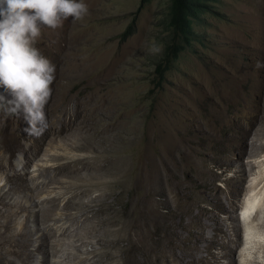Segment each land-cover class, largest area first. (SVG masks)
Instances as JSON below:
<instances>
[{"label": "rangeland", "instance_id": "374dc122", "mask_svg": "<svg viewBox=\"0 0 264 264\" xmlns=\"http://www.w3.org/2000/svg\"><path fill=\"white\" fill-rule=\"evenodd\" d=\"M169 1L84 0L89 12L82 20L42 28L35 47L56 68L47 128L29 135L22 115L0 112V188L22 203L0 204V211L14 212L3 236L26 223L33 253L16 264L73 263L96 248L93 259L116 264L106 257L119 244L99 242L107 231L88 228L109 215L127 223V209L137 222L136 243L164 241L170 262L192 253L202 260L195 264H242V242L250 247L246 228L254 237L247 241L263 243L264 224L252 216L261 204L264 223V0L209 6L159 75L157 64L173 42L163 24ZM255 194L246 221L241 209ZM91 206L107 212L97 218ZM59 217L66 230H55ZM159 217L171 223L166 234L154 229ZM200 222L205 238L198 242L191 232ZM149 249L159 254L158 246ZM133 254L141 264H165Z\"/></svg>", "mask_w": 264, "mask_h": 264}, {"label": "clouds", "instance_id": "9594fccd", "mask_svg": "<svg viewBox=\"0 0 264 264\" xmlns=\"http://www.w3.org/2000/svg\"><path fill=\"white\" fill-rule=\"evenodd\" d=\"M88 12L84 0H0V112L22 115L29 135L47 128L44 109L55 80V65L35 47L42 28L55 30Z\"/></svg>", "mask_w": 264, "mask_h": 264}, {"label": "bare ground", "instance_id": "6f19581e", "mask_svg": "<svg viewBox=\"0 0 264 264\" xmlns=\"http://www.w3.org/2000/svg\"><path fill=\"white\" fill-rule=\"evenodd\" d=\"M87 132V131H86ZM84 135V134H83ZM88 136V135H87ZM8 165H10V163H8ZM25 166V165H24ZM147 170V169H146ZM131 171V170H130ZM153 172V171H152ZM142 175V174H141ZM16 176V175H15ZM151 177V176H150ZM137 179V178H136ZM134 180V179H133ZM140 180V179H139ZM262 180V179H261ZM145 182V181H144ZM143 182V183H144ZM123 183V182H122ZM142 183V182H141ZM260 182H258L257 184H259ZM80 186V185H79ZM143 187V186H142ZM256 187V186H255ZM145 190V189H144ZM143 191V190H142ZM144 192V191H143ZM151 193V192H150ZM168 193V191H167ZM102 194V193H101ZM138 194V193H136ZM144 194V193H143ZM170 194V193H169ZM103 195V194H102ZM155 196V195H154ZM139 197V196H138ZM101 198V197H100ZM137 198V197H135ZM97 199V198H96ZM134 199V198H133ZM147 199V198H146ZM95 200V199H94ZM141 200V199H140ZM149 200V199H148ZM258 200V196L255 194L254 196H252L251 198L249 197L248 200L246 201L245 205H244V208H242L241 210L242 211V215L244 217V219L246 221H248L247 219L249 218V215L250 213L253 211L254 207H255V203L257 202ZM28 201V200H27ZM25 201V202H27ZM32 201V200H31ZM30 201V202H31ZM145 201V200H144ZM24 202V201H23ZM155 202V201H154ZM153 202V203H154ZM68 203V202H67ZM141 203V202H140ZM152 203V204H153ZM163 203V201H162ZM161 203V204H162ZM167 203V202H166ZM259 203V201H258ZM0 204L2 205H8V206H15V208H19V207H16V205H19L21 206V201L19 202L16 198H13V197H8V194L6 192H4V188H0ZM69 204V203H68ZM105 204V203H104ZM110 204V203H109ZM134 204V203H133ZM132 204V205H133ZM146 204V202H145ZM151 204V205H152ZM155 204V203H154ZM160 204V203H158ZM93 205V204H92ZM95 205V204H94ZM135 205H136V202H135ZM138 205V204H137ZM149 205V204H148ZM263 205V204H262ZM99 206V205H98ZM169 206V205H168ZM175 206V205H174ZM256 206V209L255 210V213L254 215L252 216L253 217V222L254 223L256 221L257 225H263L264 223H262L261 221V204H257ZM65 207V205H64ZM92 207V206H91ZM132 207V206H131ZM136 207V206H135ZM138 207V206H137ZM152 207V206H151ZM156 207V206H155ZM22 208V206H21ZM107 207H99L97 210L96 209H92L90 212H94L92 213V215H95L97 216L98 214H100L101 212L103 213L104 211H106ZM146 208V207H145ZM144 208V209H145ZM148 208V207H147ZM158 208V207H157ZM8 209V208H7ZM14 209V208H13ZM15 209V210H16ZM65 209V208H64ZM135 209V208H134ZM138 208H136L137 210ZM141 209V208H140ZM159 209V208H158ZM1 210V209H0ZM172 210V208L170 209ZM177 210V209H176ZM11 211V210H10ZM146 211V210H144ZM155 210H153L154 212ZM174 210H172L173 212ZM19 212V211H18ZM107 212V211H106ZM135 212V211H134ZM137 212V211H136ZM17 213V212H16ZM118 213V212H117ZM116 213V215H117ZM120 213V212H119ZM125 217L127 218V223L123 222V224H120L119 222H117V218L116 216H108L107 218H100V219H96L95 221L92 222L91 224V227L88 228L89 231L91 230H96V229H99L100 231L101 230H106V235L103 234V236H100L99 234V237H97L96 239L100 242V241H103V242H106L110 245H114L117 247L116 244H119V248L117 250L116 253H108V256L106 257V259L109 258V260H111V262H116V264H141V262L138 261V259H134V254L133 253H136L137 251L140 252V253H145L147 256L146 258L151 262H153V260H158V261H163L165 264H173L172 261L173 260H176L178 262V264H195L197 262H202L201 258L200 257H197V256H194L191 254H187L186 256H183V258L181 259H176L175 257L172 258V261L170 262V256L174 255L172 252H169V250H163L165 249V244H163V242L159 239H157L156 237L152 236L151 239H150V244L149 245H146V244H142L140 243V245H138L136 243V240H134L132 237V234H131V229L132 227L135 228L136 223L133 222V220L131 219L130 217V214H132V211L127 209L125 212ZM145 213V212H144ZM156 213V212H155ZM14 215V212L13 213H10L9 211L5 210V211H0V217L5 218V220L3 221H0V229H2V231H0V264H16V260L18 259V261L20 260L21 262L25 261L26 259L27 260H30V258L32 257V251H29V248H26V244L27 242V237H28V233L30 232V230H27V224L26 223H22V231L21 232H17V233H11L9 236H3L4 233L10 231L9 230V227H12L10 226V223H9V220L8 218L10 217V215ZM72 214V213H71ZM108 214V213H107ZM114 214V212H113ZM138 214V213H137ZM141 214V213H140ZM139 214V215H140ZM154 214V213H153ZM164 214V213H163ZM173 214V213H172ZM135 215V214H134ZM156 215V214H155ZM168 215V214H167ZM166 215V216H167ZM174 215V214H173ZM172 215V216H173ZM101 217V214L99 215ZM99 216H97V218H99ZM133 216V215H132ZM150 216V215H149ZM157 216H160V214L157 212ZM202 216V215H201ZM34 217L36 218V214H34ZM103 217V216H102ZM122 217V216H121ZM147 217V216H146ZM170 217V216H169ZM174 217V216H173ZM143 218V217H142ZM145 218V217H144ZM153 218V217H151ZM160 218V217H159ZM175 218V217H174ZM251 218V217H250ZM55 219V218H54ZM121 219V218H120ZM146 219V218H145ZM148 219V218H147ZM65 220L64 218L62 217H59L58 219V222L57 223H60L59 225H57V227H55L56 229L55 230H66L68 228V226L65 225V222L63 221ZM125 219H123L124 221ZM153 219H151L152 221ZM120 221V220H119ZM126 221V220H125ZM134 221H137V220H134ZM144 221V220H143ZM142 221V222H143ZM151 221H147L148 223ZM153 222V221H152ZM109 224L107 225L106 227L107 228H104L102 226H104L105 224ZM248 223V222H246ZM144 225V224H143ZM151 225V224H149ZM155 227L154 229H156L157 231L158 230H161L162 233L166 234L167 233V229L171 228V223H169V220L165 217H161L158 221H157V224L155 223ZM146 226V225H145ZM198 230L196 231H192L191 233L194 234V236H196V241L200 242L202 240V238H205V232H204V228H205V225L203 223H199L198 225ZM260 226V227H261ZM141 227V226H140ZM264 227V226H263ZM144 228V227H142ZM141 228V229H142ZM147 228V227H146ZM262 228V227H261ZM11 229V228H10ZM26 229V230H24ZM74 229V228H73ZM108 229H111V230H108ZM136 229V228H135ZM140 229V233L143 232V229L141 231ZM150 229V227H149ZM147 228V231L149 230ZM219 229V227H218ZM250 229V227L248 228ZM256 229V228H255ZM215 230V229H214ZM217 230V228H216ZM75 231V230H74ZM98 231V230H97ZM150 231V230H149ZM149 231L147 232V235L149 233ZM152 231V230H151ZM154 231V230H153ZM246 243H250V247H246L247 245H245L244 242H242V264H264V241L263 243L262 242H257L255 240H251V241H247V239H250L251 237V232H249L246 228ZM103 232V231H101ZM111 232V233H110ZM259 232V231H258ZM146 233V232H144ZM155 233V232H154ZM216 233V232H215ZM253 234V233H252ZM102 235V234H101ZM136 237H140L139 236V233L136 232L134 234ZM146 234L144 235V237L147 236ZM154 235V234H153ZM212 235V234H211ZM258 235V234H257ZM32 236V235H31ZM169 236V235H168ZM192 236V235H191ZM251 236V237H250ZM96 237V236H95ZM150 237V236H149ZM19 238H22V239H19ZM254 238V237H253ZM137 239V238H136ZM140 239V238H139ZM138 239V240H139ZM165 239V238H164ZM80 240V244H83L85 243L86 241L82 238L79 239ZM124 240L125 242V245L122 246L120 243ZM137 240V241H138ZM143 240V239H141ZM167 240V239H165ZM146 241V240H145ZM145 241H143V243H146ZM171 241V240H170ZM195 241V240H194ZM72 242V241H71ZM141 242V241H140ZM252 242V244H251ZM105 243V244H106ZM148 243V242H147ZM167 243V241H166ZM172 243V242H171ZM238 243L237 242H234V241H230V246L232 248H234ZM239 244H241V241H239ZM74 245V244H73ZM109 245V246H110ZM151 245H154V246H158L160 248L159 251V254L157 255H150V249L149 247ZM175 245V244H174ZM205 245H209V242L206 241ZM100 247V246H99ZM102 247V246H101ZM230 247V248H231ZM73 248V247H72ZM107 248V247H106ZM105 248V249H106ZM194 248L195 249H198L199 247H197V245L194 244ZM97 249V248H96ZM96 249H92L90 252H88L87 254L85 255H77L74 259V262L73 263H66V264H103L104 261L101 260H95L96 258L94 257L96 253ZM100 249V248H99ZM115 249V248H114ZM108 250V248H107ZM116 250V249H115ZM74 251V250H73ZM109 251V250H108ZM157 251V250H156ZM172 251V250H171ZM100 252V251H99ZM119 252H124V255H120ZM191 252V251H190ZM254 252V254L256 253V256L257 257H252L251 254ZM156 253V252H155ZM176 255V254H175ZM9 256V257H8ZM99 257V256H98ZM150 257L153 259H150ZM178 257V256H177ZM229 257V256H228ZM95 258V259H93ZM34 260V259H33ZM90 261V263H85V261ZM38 262V261H37ZM145 262V261H144ZM24 263V262H23ZM205 263V262H204ZM40 264V263H38ZM154 264V263H152ZM176 264V263H175ZM228 264H233L232 261H229Z\"/></svg>", "mask_w": 264, "mask_h": 264}, {"label": "trees", "instance_id": "16d2710c", "mask_svg": "<svg viewBox=\"0 0 264 264\" xmlns=\"http://www.w3.org/2000/svg\"><path fill=\"white\" fill-rule=\"evenodd\" d=\"M218 0H170L168 12L163 21L165 31L172 34L173 42L166 45L161 57L160 63L157 64L156 71L159 75L163 68L169 67L171 62L176 59L184 47V41L193 35V21L205 14L209 6H212ZM190 42V41H189Z\"/></svg>", "mask_w": 264, "mask_h": 264}]
</instances>
